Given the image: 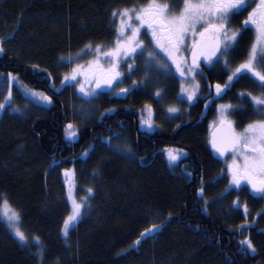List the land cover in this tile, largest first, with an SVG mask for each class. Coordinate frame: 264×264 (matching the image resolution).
Wrapping results in <instances>:
<instances>
[{
    "label": "trees",
    "instance_id": "16d2710c",
    "mask_svg": "<svg viewBox=\"0 0 264 264\" xmlns=\"http://www.w3.org/2000/svg\"><path fill=\"white\" fill-rule=\"evenodd\" d=\"M169 1L180 4L160 0ZM147 2L0 0V83L12 80L8 101L7 93L0 95L6 104L0 109V197L19 213L28 237L27 246L22 245L0 211V264H41L39 253L43 264H264V200L242 180L235 185L237 193L227 191L231 180L210 148L219 105H231L229 116L239 131L264 118V108L251 99L262 94L256 79L243 75L227 84L229 75L215 65L201 71L199 96L187 105L179 103L175 79L136 62L141 69L123 80L124 89L136 86L119 98L98 93L97 115L74 124L71 101L81 98L70 86L59 89L70 68L63 58L93 51L96 45L112 46L113 8ZM243 18L240 13L230 20L240 31L226 53L230 67L244 62L254 39L252 30L241 29ZM19 84L48 96L50 105L34 106L19 92ZM217 84L225 90L213 99ZM159 91L163 100L155 97ZM174 105L182 109L172 126L152 133L139 129L144 108L155 112L156 121L162 107ZM69 124L76 130L74 141L65 139ZM121 135L133 159L112 149ZM170 150L185 156L170 165L165 159ZM69 169L79 199L89 188L93 191L90 210L64 237L69 208L62 173ZM230 206L233 212L227 213ZM153 225L157 231L142 237ZM245 239L254 253L241 243Z\"/></svg>",
    "mask_w": 264,
    "mask_h": 264
},
{
    "label": "snow or ice",
    "instance_id": "6c2138e0",
    "mask_svg": "<svg viewBox=\"0 0 264 264\" xmlns=\"http://www.w3.org/2000/svg\"><path fill=\"white\" fill-rule=\"evenodd\" d=\"M249 6V0H195V2L194 0H183L182 6L174 8L170 3H162L160 0H149L145 6L114 10L112 16L120 18L117 39L114 47L104 52L105 57L111 58V66L106 70L102 69L98 75L93 74L96 86L99 87L101 82L111 84L112 81L119 79L121 75L118 71L119 58L122 55L135 52L137 47H142V41L137 40V36L139 35L140 27L145 25L151 31L157 46L167 50L169 56L173 52L180 50V46L184 44V38L189 32L195 36L199 26L201 39L199 41L194 40L192 49L194 64L192 70L194 71L198 67L195 62L199 55H205V59L211 61V58L218 52L224 54L229 50L232 42L237 38V33L234 31L229 33L226 27L228 17L242 13ZM133 16L135 21L139 22V27L133 25ZM248 24L255 26L256 36L249 50L247 60L236 69V72H241L242 70L250 72L260 81L261 87H264V71H257L258 64L264 67V0H259L256 8L248 13V18L244 21V25ZM127 30H130L131 35L126 36ZM101 47V45H96L97 51H100ZM205 50H207L206 54ZM3 51V47H0V52ZM149 55L151 56V53ZM76 74L77 69L74 68L71 76H65L64 79L75 80ZM9 79H14L11 73H9ZM231 79L232 76H229V80ZM216 89L219 95L222 91L221 85L217 84ZM80 90L84 91L83 85H81ZM121 91L126 92L127 90L121 89ZM85 94L87 95L88 93ZM189 99H192V97L189 96ZM252 101L258 108H264V96H252ZM5 107V103H0V109ZM222 108L221 122L229 126V135L226 141H221V144L225 145L223 150L220 148L217 150L223 155L224 151L230 147L233 153V162L228 165V171L231 174L230 184L239 187L241 180H247L253 192L264 194V118L252 121L241 132H236L231 128V121L227 119L226 115L231 109V105L222 106ZM168 110L169 112L177 111V109L171 107ZM67 128L72 129L73 125L69 124ZM70 135H74V133H70ZM213 147H217L215 139L213 140ZM168 156L170 161H176L179 158V155L174 151H169ZM238 159L242 163H238ZM92 191L91 188L88 189L89 193ZM0 199H2V205L0 206L11 210V215H8L7 212L4 213L8 219L9 227L12 228L22 245L27 246L28 237L19 227V213L11 209L6 198L0 197ZM72 203V214L64 220L61 230L65 237L69 235L71 223L77 221L83 214V202L78 203L73 199ZM156 227V225H153L152 228L146 229L145 232L151 235ZM144 235L145 233H141L142 237ZM135 243L138 245L140 241L137 240ZM241 243L246 244L247 248L253 253L255 252V247L250 240L245 239ZM37 255L41 260V264H43V254L39 253Z\"/></svg>",
    "mask_w": 264,
    "mask_h": 264
},
{
    "label": "rangeland",
    "instance_id": "374dc122",
    "mask_svg": "<svg viewBox=\"0 0 264 264\" xmlns=\"http://www.w3.org/2000/svg\"><path fill=\"white\" fill-rule=\"evenodd\" d=\"M259 0H249V4L253 6H256ZM148 3V2H147ZM139 5V6H145L147 5ZM180 4L176 5L179 6ZM137 6V7H139ZM182 6V4L180 5ZM174 5V8H176ZM124 8H113L112 12L114 10H121ZM131 9V8H130ZM252 10V9H251ZM250 10V12H251ZM111 12V16H112ZM113 17V16H112ZM248 18V15H247ZM246 18V19H247ZM113 20H115V33H116V38L117 39V29L120 26V18L113 17ZM134 26L139 27V22L135 21V18L133 16V21H132ZM226 27L229 31L231 32H236L237 31L231 26L230 24V18L228 17V21L226 24ZM254 39L252 44L254 43L255 36H256V30L255 26L251 24ZM199 26L197 28V34L193 36L191 32H189L185 38H184V44L180 46L179 51H175L172 53L171 56L168 55V51L165 49H162L161 47L157 46L156 41L152 37V33L150 30H148L147 26L140 27V32L139 35L137 36V40L142 41V47H137L135 52H131L128 55H122L119 58V68L118 71L120 72V77L118 80L112 81L111 84H106L101 82V85L107 89L106 92H109L107 95L109 97H123L127 95L133 87L136 86V83H132L130 88H127L126 92H122L121 89H124L123 82L127 80V78L131 77L132 74L134 73L136 67H140V65L136 62H141L142 64L146 65L148 68L153 70L155 73L161 74L164 77H172L175 79L178 83V100L180 104H187V105H192L195 103L196 98L199 96V87L201 83V75H202V70H200L198 67L195 68L193 71L192 69L194 68L193 60L191 59V53L193 49V42L198 41L199 38ZM131 35L130 30L126 31V36ZM115 41L112 46L107 47V48H101L100 51H97V49H93V51L86 49L85 51H82L74 54L67 56L63 58V63H66L70 65L69 70L63 74L61 84L59 85V89H63L65 86H70L73 89V94L79 96L81 100L79 101H71L70 109L73 114H75L76 117V122L74 124H78L79 121L86 123L88 120H91V118L95 117L97 115L96 112V104L99 102L97 98V86H96V81L93 80V74H99L101 70H106L111 66V58H107L104 56V52H107L110 48L114 47ZM252 46V45H251ZM230 50V48H229ZM228 52V51H227ZM226 52V53H227ZM151 53V56L149 55ZM221 54L217 53L215 56L211 58V61L206 60L205 65H206V70L211 69L215 65L221 66L225 69L226 73L229 76H232V79L227 80V84H229L233 79L239 77V76H250L254 80L256 79L250 72H247L246 70H242L241 72H236V69L239 68V66L244 63L247 58H245L244 62L230 67L228 65V56L227 54ZM227 56V58H226ZM197 65V64H196ZM131 66V67H129ZM145 66V67H146ZM199 66V65H198ZM77 69V74H76V79H68L65 80V76H71L73 69ZM257 71H264V67H261L259 64L257 66ZM124 80V81H123ZM257 80V79H256ZM259 85L260 81L257 80ZM12 80H10V83L3 82L0 83V95H7L5 96L7 101L9 99V94H10V88L9 85H11ZM81 85H83L84 91L82 92L80 90ZM261 86V85H260ZM19 92L28 100L30 101L34 106H37L39 108H45L46 106L50 105V98L48 96H45L35 90H30V88L22 85H18ZM222 91H224L225 87L221 88ZM222 91L220 94H222ZM212 92V91H211ZM207 91L208 93H211ZM85 93H88L87 95ZM159 93V95H157ZM155 93L156 99H162L161 95L162 92H157ZM214 93V94H213ZM213 99H216L217 97L220 96V94H217V89L216 86L213 89ZM189 96L192 97V99H189ZM264 96V87H262V94H259L258 97ZM47 97V99H45ZM161 97V98H160ZM252 99V96H251ZM163 100V99H162ZM222 106L225 105H219L217 107V112L215 115V119L211 124L212 129H215L219 127L220 125L226 124L221 122V113L223 111ZM175 108L177 109L176 112H169V108ZM182 108L180 105H174V106H165L162 107L161 112L159 113V119L156 118L155 121V112L151 108H144L143 111H141L139 115V129L141 131H144L146 133H152L154 130H156L159 127H163L164 125L172 126L173 121L175 120L176 116H178L181 113ZM227 119L231 121V128L234 129L236 132H241L239 130H236L233 127L232 120L229 116V111L226 113ZM151 125V127H149ZM227 125V124H226ZM75 127V126H74ZM70 133H74V135H70ZM75 135H76V130L74 128L68 129L66 128L65 130V139L68 141H74L75 140ZM126 140L123 137V135L119 136L115 141L111 143L112 149L118 153L122 158L126 159H133V154L131 151L130 145L125 143ZM174 151L179 155V158L176 161H170L168 152L165 153V159L168 162V164L173 165L175 164L179 159H181L183 156H185V153L183 151H177V150H170ZM233 162V153L232 156H230L228 159L223 161L224 165V174L231 180V174L228 171V165ZM238 163H242L241 160H237ZM63 176V184L65 188V199L69 208V215L72 214L73 211V199L76 200V202L80 203L83 202V207H82V215L81 217L71 223L69 233L74 229V227L77 225V223L81 220V218L84 216V213L88 210H90V206L88 208V204H90V193L87 191L86 195L81 197L80 199L76 195V186H75V173L73 169L65 170L62 173ZM230 189L227 191H232L234 193H237L239 189L235 187V185L230 184ZM260 197L264 198V194H259ZM224 200V199H222ZM219 202L221 201L218 200ZM238 201V200H235ZM218 202H215L214 205H216ZM235 208V204L232 205ZM239 207V206H238ZM12 209V208H11ZM219 209V208H218ZM244 210V208H243ZM1 211V217L2 221L4 222L5 226L7 229L11 232L13 236H15L12 228L9 227V222L7 217L4 215L5 212L8 213V215H11V210H9L6 207L1 206L0 208ZM233 212L231 209V206L229 207L227 213ZM20 227V223H19ZM157 231V228L153 229L151 235ZM145 235H148L145 233ZM62 236H64L62 234ZM16 237V236H15ZM65 237V236H64ZM17 238V237H16Z\"/></svg>",
    "mask_w": 264,
    "mask_h": 264
},
{
    "label": "water",
    "instance_id": "95a60500",
    "mask_svg": "<svg viewBox=\"0 0 264 264\" xmlns=\"http://www.w3.org/2000/svg\"><path fill=\"white\" fill-rule=\"evenodd\" d=\"M206 52H207V50H205V54H206ZM204 57H205V55H199L195 63L200 64L203 61ZM228 135H229V126H227L225 124L217 127L211 134V141H210L211 154H212L214 159H216L220 162H223L224 160H226L227 158H229L232 155V151H231L230 147L226 151H224L223 155H221V152L217 150L218 148L223 150L225 145L221 144V141L222 140L226 141ZM214 139L217 142L216 148L213 147V140Z\"/></svg>",
    "mask_w": 264,
    "mask_h": 264
},
{
    "label": "flooded vegetation",
    "instance_id": "af4514ba",
    "mask_svg": "<svg viewBox=\"0 0 264 264\" xmlns=\"http://www.w3.org/2000/svg\"><path fill=\"white\" fill-rule=\"evenodd\" d=\"M177 2L180 3V5L183 4V0H178ZM194 2H195V0H194ZM164 3H170V4H172L173 6L175 5V7H176V5H177L175 1H173V2L169 1V2H164ZM180 5H179V6H180ZM256 6H257V5H256ZM256 6H253V4H252V5H250V6L247 8V10H245V11L242 12L243 15H244V18H243V20H242L241 23H240V26H241V29H242V30H252L251 24L244 25V21L246 20L247 15H248V13L250 12V10H251V9L253 10L254 8H256ZM252 10H251V11H252ZM238 15H239V14H238ZM233 16H235V15H230V16H229L230 20L233 18ZM239 34H240V31H237V38H236L235 41L232 42V47H233V45H235L236 41L238 40ZM200 39H201V38H199L198 41H199ZM191 55H192V56H191V59L193 60V53H191ZM205 61H206V59H205V57H204V60L202 61V63L197 64V65H199L198 68H199L200 70H205V68H206ZM232 67H233V66H232ZM235 79H236V78H235ZM93 80L95 81V79H93ZM106 90H107V89H105L101 84H100L99 87H97V91H98V93H104V92H106ZM242 181L245 183V185H246V187L248 188V190H249V191H250V190L252 191V188H251L250 185L248 184L247 180H242ZM252 194H253V193H252ZM259 194H260V193H255V192H254V196H256V197L261 198V199L264 200V198L260 197ZM261 195H262V194H261Z\"/></svg>",
    "mask_w": 264,
    "mask_h": 264
},
{
    "label": "bare ground",
    "instance_id": "6f19581e",
    "mask_svg": "<svg viewBox=\"0 0 264 264\" xmlns=\"http://www.w3.org/2000/svg\"><path fill=\"white\" fill-rule=\"evenodd\" d=\"M84 50V49H83ZM85 51V50H84ZM82 53V52H81ZM62 74V73H61ZM31 90V89H30ZM15 101V100H14ZM16 103V102H15ZM15 108V107H14ZM32 108V107H31ZM78 126V125H77Z\"/></svg>",
    "mask_w": 264,
    "mask_h": 264
}]
</instances>
